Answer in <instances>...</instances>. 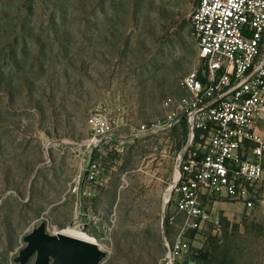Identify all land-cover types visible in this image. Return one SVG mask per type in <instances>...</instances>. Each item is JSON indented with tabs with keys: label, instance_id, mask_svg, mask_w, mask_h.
<instances>
[{
	"label": "rangeland",
	"instance_id": "374dc122",
	"mask_svg": "<svg viewBox=\"0 0 264 264\" xmlns=\"http://www.w3.org/2000/svg\"><path fill=\"white\" fill-rule=\"evenodd\" d=\"M196 3L0 0V264H19L23 238L41 223L48 235L73 227L91 236L100 264H159L181 221L163 235L187 135L131 131L160 119L165 98L185 95L179 79L199 68ZM94 108L123 123L100 151L83 146ZM92 164L98 175L88 179ZM209 208L220 230L204 226L197 245L216 239L211 264H264V201Z\"/></svg>",
	"mask_w": 264,
	"mask_h": 264
},
{
	"label": "built area",
	"instance_id": "2783aa9c",
	"mask_svg": "<svg viewBox=\"0 0 264 264\" xmlns=\"http://www.w3.org/2000/svg\"><path fill=\"white\" fill-rule=\"evenodd\" d=\"M190 27L199 68L179 79L185 95L165 98L160 119L131 131L142 137L186 127L187 145L177 155L166 199L172 209L161 220L163 235L165 216L170 229L178 216L181 221L173 239L164 238L159 264H196L192 257L204 226L220 230L211 204L250 209L264 201V0H198ZM116 119L94 108L83 146L100 151L117 141L114 127L123 123ZM88 173V179L98 175L94 164Z\"/></svg>",
	"mask_w": 264,
	"mask_h": 264
},
{
	"label": "water",
	"instance_id": "95a60500",
	"mask_svg": "<svg viewBox=\"0 0 264 264\" xmlns=\"http://www.w3.org/2000/svg\"><path fill=\"white\" fill-rule=\"evenodd\" d=\"M45 231L46 225L41 223L23 238L26 246L14 258L16 263L27 264L35 257L33 264H100L104 257L92 242Z\"/></svg>",
	"mask_w": 264,
	"mask_h": 264
},
{
	"label": "trees",
	"instance_id": "16d2710c",
	"mask_svg": "<svg viewBox=\"0 0 264 264\" xmlns=\"http://www.w3.org/2000/svg\"><path fill=\"white\" fill-rule=\"evenodd\" d=\"M196 2H198V0H196ZM179 65V63H173V66L179 67ZM181 127H183V131L186 134V127L183 123L181 124ZM166 216H168V213H166ZM166 216L164 219L165 232L171 230L166 224ZM218 246L219 244L214 237H208L204 243L203 249H196L192 259L196 262V264H211L213 261L215 263H219ZM223 264L225 263L223 262Z\"/></svg>",
	"mask_w": 264,
	"mask_h": 264
},
{
	"label": "bare ground",
	"instance_id": "6f19581e",
	"mask_svg": "<svg viewBox=\"0 0 264 264\" xmlns=\"http://www.w3.org/2000/svg\"><path fill=\"white\" fill-rule=\"evenodd\" d=\"M164 203H166V199L164 200ZM59 234L71 236V237H74L76 239H80V240H84V241H89V242H92L93 244L97 245V242L91 236L87 235L84 232L77 231L73 227H68V228L60 231Z\"/></svg>",
	"mask_w": 264,
	"mask_h": 264
}]
</instances>
